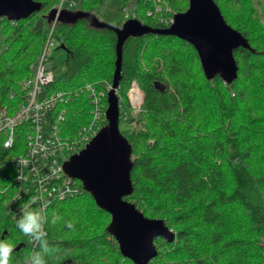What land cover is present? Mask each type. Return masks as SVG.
<instances>
[{
    "label": "trees",
    "instance_id": "16d2710c",
    "mask_svg": "<svg viewBox=\"0 0 264 264\" xmlns=\"http://www.w3.org/2000/svg\"><path fill=\"white\" fill-rule=\"evenodd\" d=\"M35 1L41 11L27 19L0 18V105L9 110L23 103L21 82L37 61L51 24L48 15L60 0ZM101 1L80 0L66 10L92 13ZM114 1L122 7L131 0ZM166 1L174 13L189 7V0ZM214 1L251 46L234 50L238 77L231 83L220 75L208 80L192 44L171 35L148 33L123 45L120 123L132 127L122 134L132 145L134 187L126 200L175 232L173 242L155 239L154 264H264V1ZM133 5L137 20L166 28L147 16L146 0ZM122 22L121 12L118 25ZM54 39L65 58L53 68L47 91L69 92L68 102L52 112L67 110L65 134L73 135L92 110L87 94L74 92L88 82L103 90L112 86L117 36L88 18L61 17ZM133 80L145 95L141 112L131 118L136 127L123 120L130 114ZM103 103L106 109V96ZM11 153L0 145V162ZM5 200L0 193V239L15 246L11 264H27L40 247L6 214ZM46 216L53 249L47 264H134L108 231L111 215L84 189L54 202Z\"/></svg>",
    "mask_w": 264,
    "mask_h": 264
},
{
    "label": "water",
    "instance_id": "95a60500",
    "mask_svg": "<svg viewBox=\"0 0 264 264\" xmlns=\"http://www.w3.org/2000/svg\"><path fill=\"white\" fill-rule=\"evenodd\" d=\"M41 2L35 0H0V18L12 21L29 18L39 12ZM56 10L48 15L54 16ZM61 17H88L100 28H108L117 36L116 61L112 89L107 94L106 124L81 149L64 163L65 172L79 180L96 205L111 215L108 231L118 243L121 254L134 264H153L158 255L156 238L173 242L175 232L163 219L148 218L126 198L133 193L131 180L132 145L120 130V105L117 89L121 80L123 45L129 37L148 33L172 35L192 44L208 80L220 75L225 83L238 77L234 50L251 49L248 40L231 27L214 0H189L186 11L176 13L174 23L165 29L152 28L130 18L119 25L103 22L90 13L72 15L63 11ZM63 49V47H62Z\"/></svg>",
    "mask_w": 264,
    "mask_h": 264
},
{
    "label": "built area",
    "instance_id": "2783aa9c",
    "mask_svg": "<svg viewBox=\"0 0 264 264\" xmlns=\"http://www.w3.org/2000/svg\"><path fill=\"white\" fill-rule=\"evenodd\" d=\"M61 1L60 8L63 7ZM154 10L161 16L168 17L164 26L174 22V12L166 0H154ZM122 16L132 18V11L123 8ZM57 42L52 36L47 37L43 49L38 56L36 64L31 66L29 77L21 82L24 93L23 103L15 110L8 107L0 108V139L4 138L5 147L13 148V137H26L27 153L15 156L9 160L12 166L13 177L7 163L0 165V193L9 194L6 202L7 214L13 219L18 218L20 208L33 198L37 204L46 205L48 208L56 201H63L81 193L84 189L79 180L69 176L64 169V163L69 157L78 153L105 125V106L103 99L111 90V85L106 89H98L94 84L87 83L84 87L75 90L74 95L86 93L91 105L89 122L82 125L75 135L65 134V121L67 110L52 112L59 103H66L70 99L69 92H48L44 98L41 93L54 82L55 72L49 61L52 58V49ZM71 93V92H70ZM144 91L136 80L130 85L127 97L130 105V114L125 113L124 121H132L142 110ZM45 229V228H44ZM46 231V230H45ZM29 241L34 246L37 243Z\"/></svg>",
    "mask_w": 264,
    "mask_h": 264
},
{
    "label": "clouds",
    "instance_id": "9594fccd",
    "mask_svg": "<svg viewBox=\"0 0 264 264\" xmlns=\"http://www.w3.org/2000/svg\"><path fill=\"white\" fill-rule=\"evenodd\" d=\"M33 204H37L36 198L26 202L20 208L19 216L16 218V227L40 247V251L32 253L27 264H47L45 256L53 249L49 247L46 239L47 233L44 229L47 221L46 205L40 203L33 207ZM68 227H72L71 223L68 224ZM14 247L11 241L0 239V264H11Z\"/></svg>",
    "mask_w": 264,
    "mask_h": 264
},
{
    "label": "rangeland",
    "instance_id": "374dc122",
    "mask_svg": "<svg viewBox=\"0 0 264 264\" xmlns=\"http://www.w3.org/2000/svg\"><path fill=\"white\" fill-rule=\"evenodd\" d=\"M60 1L57 4H55L53 7H56L60 3ZM69 1L75 2L76 5L80 2V0H69ZM262 1H264V0H262ZM134 2H135V0H131L125 6H122L121 7L120 2H118V1H114V0H102L100 2V4L98 5V7H95L92 10V13L99 20H101L103 22H106V23L111 24V25H117L119 23V14L121 13V10L123 8H125V7L126 8H130L131 6H133V3ZM76 5H75V7H76ZM42 23H43V18L39 21V25L42 24ZM51 25L52 24H50L49 31L51 29ZM49 31H48V34H49ZM48 34H47V36H48ZM51 56H52V58L49 61V66H51L52 68H54L55 66H60L61 65L62 60L65 58V52L63 50H61V49H57V44H56V46L52 49V55ZM34 64H36V62ZM34 64H32V65H34ZM86 84L87 83H85L82 87H84ZM117 95H118V91H117ZM133 118H136V117H133ZM134 127H136V124L134 125ZM131 128L132 127L131 126H128L126 123H123V122L120 123V130H121V132H125L126 130H131ZM68 131L70 132L69 129H68ZM67 135H69V134H67ZM73 135H75V134H73ZM73 135H69V136H73ZM25 143H26L25 137H20L17 140V146L14 147L13 153L14 154H22V151L25 148Z\"/></svg>",
    "mask_w": 264,
    "mask_h": 264
},
{
    "label": "bare ground",
    "instance_id": "6f19581e",
    "mask_svg": "<svg viewBox=\"0 0 264 264\" xmlns=\"http://www.w3.org/2000/svg\"><path fill=\"white\" fill-rule=\"evenodd\" d=\"M62 1V0H61ZM61 1H60V3H61ZM146 2L149 4V7L146 9L147 11H146V14H147V16L148 17H152L153 19H155L157 22H159L160 24H163L164 25V21L166 20V19H168V17H165V16H161V15H159L155 10H154V8H155V3H154V0H146ZM167 2V1H166ZM59 3V4H60ZM57 5L56 7H53L51 10H56V13H55V15L54 16H52L51 18L49 17V20H50V22H51V29H50V31H49V36H52V39H54V32H55V28H56V25H57V22H58V20L61 18V16H60V13L61 12H63V11H67V12H69L68 10H66V8H72V7H75V2H72V1H69V0H64V3H63V7H62V9L61 10H58V8H60V5ZM134 8H135V6L133 5V6H131L130 8H126V9H128L129 11H132V13H133V15H132V18H134V19H136V17H135V13H134ZM41 11V10H40ZM39 11V12H40ZM75 13H77V12H75ZM75 13H72L71 12V14L72 15H74ZM90 14H92L93 16H95L93 13H90ZM175 14L176 13H174V17H175ZM96 17V16H95ZM80 18V17H79ZM79 18H74V20H77V19H79ZM85 18H88V17H85ZM97 18V17H96ZM88 19H90V18H88ZM122 19H123V22H125V21H127V20H129L128 18H125V17H123L122 16ZM175 19V18H174ZM91 20V19H90ZM92 22H93V20H91ZM94 23V22H93ZM142 23H143V21H142ZM174 23V22H173ZM172 23V24H173ZM144 24V23H143ZM172 24H170L169 26H165L166 28H168V27H170ZM147 25V24H146ZM120 26V25H119ZM144 36V35H143ZM172 36V35H171ZM48 37V36H47ZM141 37V36H140ZM173 37H176V36H173ZM176 38H178V37H176ZM47 39V38H46ZM180 39V38H179ZM54 41H55V39H54ZM43 49V48H42ZM42 51V50H41ZM37 60H38V58H37ZM37 62V61H36ZM110 85V84H109ZM111 89H112V86H111ZM117 91H118V89H117ZM116 91V92H117ZM46 94H48V91H47V88L46 89H44L43 90V92L41 93V95L44 97V98H47V97H45L46 96ZM13 97V96H12ZM0 108H5L6 109V106H3V105H0ZM19 139V138H18ZM25 141H26V137H25ZM5 140H4V138H2V139H0V145L1 146H3V148H5V149H7V150H9V151H11L12 153L11 154H9V155H7L6 156V158H5V160H3V161H1L0 162V165H4L5 163H7V167L10 169V171H11V174L9 175V180H11L12 179V177H13V172H12V166L9 164V160L10 159H12L13 157H15V156H19V155H22V154H26L27 153V143H25V148L23 149V151H22V154H14L13 153V151H14V147L15 146H17V137H13V139H12V145L14 146L13 148H6L5 147ZM5 195H6V200H5V203H4V205H5V208H6V202L8 201V199H9V194H6V193H4ZM57 202V201H56ZM6 214H7V211H6ZM8 216L11 218V219H13V216L10 214H8ZM13 220H16V218L15 219H13Z\"/></svg>",
    "mask_w": 264,
    "mask_h": 264
},
{
    "label": "crops",
    "instance_id": "0c3cea01",
    "mask_svg": "<svg viewBox=\"0 0 264 264\" xmlns=\"http://www.w3.org/2000/svg\"><path fill=\"white\" fill-rule=\"evenodd\" d=\"M118 25V24H117Z\"/></svg>",
    "mask_w": 264,
    "mask_h": 264
}]
</instances>
